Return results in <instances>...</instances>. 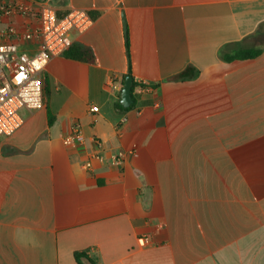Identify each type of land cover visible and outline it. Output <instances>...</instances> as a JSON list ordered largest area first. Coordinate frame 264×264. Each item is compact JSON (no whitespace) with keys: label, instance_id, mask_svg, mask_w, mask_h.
Segmentation results:
<instances>
[{"label":"crops","instance_id":"1","mask_svg":"<svg viewBox=\"0 0 264 264\" xmlns=\"http://www.w3.org/2000/svg\"><path fill=\"white\" fill-rule=\"evenodd\" d=\"M29 1L87 11L70 41L93 61L53 57L45 106L0 138V264H264V0Z\"/></svg>","mask_w":264,"mask_h":264},{"label":"built area","instance_id":"2","mask_svg":"<svg viewBox=\"0 0 264 264\" xmlns=\"http://www.w3.org/2000/svg\"><path fill=\"white\" fill-rule=\"evenodd\" d=\"M22 24V28L21 24ZM92 19L87 11L72 9L60 16L48 2L34 6L29 0H13L0 4V138L13 135L24 123L22 110L37 111L45 106L44 74L53 57L63 55L71 47L70 34L83 33ZM36 45H32V43ZM149 85L138 83V92ZM93 106L91 113H97ZM65 144L83 142L81 125L75 123ZM85 165L102 161L101 143ZM136 151L119 152L116 163L122 164Z\"/></svg>","mask_w":264,"mask_h":264},{"label":"trees","instance_id":"3","mask_svg":"<svg viewBox=\"0 0 264 264\" xmlns=\"http://www.w3.org/2000/svg\"><path fill=\"white\" fill-rule=\"evenodd\" d=\"M264 45V42L262 43ZM127 48L129 49V45L127 43ZM262 53V48H259L257 46H252L249 48H242L239 49L238 51L234 52L232 55L228 56H223L221 53V56L225 60H233L237 58H242V59H247V58H256ZM65 56L70 57L72 59H79V60H84L86 62L91 63L93 61V56L90 51L88 50H82L77 46H71L67 51L64 52ZM197 72L194 68L188 67L183 73L180 75L176 76L174 79L175 80H188L196 77ZM135 87V83L132 85V90ZM120 109H124L121 105H118ZM75 257L77 259L78 264H83L81 259L86 257L84 253H76ZM88 259V258H87ZM89 260V259H88ZM91 262V261H90Z\"/></svg>","mask_w":264,"mask_h":264},{"label":"clouds","instance_id":"4","mask_svg":"<svg viewBox=\"0 0 264 264\" xmlns=\"http://www.w3.org/2000/svg\"><path fill=\"white\" fill-rule=\"evenodd\" d=\"M26 229L17 228L13 232V240L22 247L38 248L41 246L39 238L35 234L24 235Z\"/></svg>","mask_w":264,"mask_h":264},{"label":"water","instance_id":"5","mask_svg":"<svg viewBox=\"0 0 264 264\" xmlns=\"http://www.w3.org/2000/svg\"><path fill=\"white\" fill-rule=\"evenodd\" d=\"M123 27L125 30L126 23L125 19L123 18ZM132 85H133V77L128 75L125 80V84L122 90V95H121V105L124 108H129L133 104V98H132Z\"/></svg>","mask_w":264,"mask_h":264},{"label":"rangeland","instance_id":"6","mask_svg":"<svg viewBox=\"0 0 264 264\" xmlns=\"http://www.w3.org/2000/svg\"><path fill=\"white\" fill-rule=\"evenodd\" d=\"M10 1H11V0H7V1H6V0H0V4H1V3H8V2H10ZM32 1H39V0H32Z\"/></svg>","mask_w":264,"mask_h":264}]
</instances>
